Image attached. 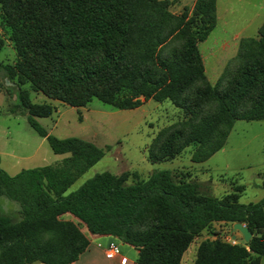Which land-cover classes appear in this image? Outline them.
Masks as SVG:
<instances>
[{
	"label": "trees",
	"instance_id": "1",
	"mask_svg": "<svg viewBox=\"0 0 264 264\" xmlns=\"http://www.w3.org/2000/svg\"><path fill=\"white\" fill-rule=\"evenodd\" d=\"M172 5L0 0L2 25L17 52V61L4 66L19 91L14 112L27 111L54 153L69 155L60 165L17 176L1 168L0 155V198L20 204L17 215L0 213V264H73L89 247V236H111L139 250L138 264H181L206 230L218 237L201 242L195 264H259L264 257V199L240 203L243 186L217 198L172 171L133 183L129 173L104 172L66 194L105 151L80 138L59 139L37 121L56 108L32 102L28 85L77 109L93 99L120 110L170 100L183 117L158 133L148 150L152 163L173 160L190 146L193 162L204 163L225 147L236 121H264V23L258 36L240 41L214 86L200 44L217 26V0H196L179 15ZM4 47L0 38V53ZM215 223L244 224L252 239L226 242L213 231Z\"/></svg>",
	"mask_w": 264,
	"mask_h": 264
},
{
	"label": "rangeland",
	"instance_id": "2",
	"mask_svg": "<svg viewBox=\"0 0 264 264\" xmlns=\"http://www.w3.org/2000/svg\"><path fill=\"white\" fill-rule=\"evenodd\" d=\"M172 1L171 10L177 14H182L185 7L192 9L196 3V0ZM217 8V26L200 44L206 59V73L214 86L228 62L237 55L241 38L258 36L264 23V0H217ZM0 38L5 40L0 53L1 168L9 175L17 176L23 170L60 165L69 155L54 153L49 142L30 125L27 111L19 107L14 112L21 105L19 91L16 86L4 85L8 80L4 66L17 61V52L2 25L1 10ZM227 43L234 51L225 55L223 48ZM25 88L30 91L32 102H48L55 106L53 116L37 118L51 135L59 139L80 138L105 151L102 160L82 175L66 194L104 172L129 173L128 182L133 183L147 180L158 171H172L178 177L196 183L202 193L213 197H225L232 194L235 187L243 186L240 203H258L264 199V121H236L225 147L204 163L193 162L194 146L173 160L152 163L148 150L158 133L183 117V111L170 100H149L138 109L120 110L93 99L86 107L77 109L35 93L29 85ZM19 210V203L0 198V213L17 215ZM232 230L230 224L213 226V231L222 239L229 238ZM197 244H193V251Z\"/></svg>",
	"mask_w": 264,
	"mask_h": 264
},
{
	"label": "crops",
	"instance_id": "3",
	"mask_svg": "<svg viewBox=\"0 0 264 264\" xmlns=\"http://www.w3.org/2000/svg\"><path fill=\"white\" fill-rule=\"evenodd\" d=\"M229 11H230V9H229ZM175 14H177V13H175ZM245 38H250V37H245ZM242 39H244V37L241 38V40ZM223 49H225V55L231 54L234 51V49L232 51V47H231L230 43H227ZM202 57H203V61L205 64L206 59H205V56L203 54H202ZM219 66H220V62H219ZM205 71H206V66H205ZM209 80H210V78H209ZM210 82L212 83L211 80H210ZM65 218L75 221V219L70 215L65 216ZM216 224L217 223H215L213 226H216ZM234 235L237 236V242L242 243L241 234L239 232H235ZM217 237L218 236L211 234L210 230L204 231L203 235L201 237L197 238L193 242V244L195 242L198 243L196 249H194V251H193V249H192L193 244H192L190 246V248L184 254L181 264H195L196 257H197V250H198V247L201 244V242L206 240V239H216ZM230 238H232V231L229 234V238H225L223 240L231 243ZM89 239H90L89 247L80 256L79 260L73 264H138L137 259L139 256V250H137V249H135V248H133L127 244H124L123 242L118 240L116 242L120 245L121 255L114 258V259H108L106 256V249L109 246V244L114 241V238H112L111 236H89ZM123 258L126 259L125 263H122ZM259 264H264V257L261 259Z\"/></svg>",
	"mask_w": 264,
	"mask_h": 264
},
{
	"label": "water",
	"instance_id": "4",
	"mask_svg": "<svg viewBox=\"0 0 264 264\" xmlns=\"http://www.w3.org/2000/svg\"><path fill=\"white\" fill-rule=\"evenodd\" d=\"M6 85L16 86L15 83H11L9 80H6ZM235 232H239L242 235V241L245 243H249L252 239V233L246 225H243L241 223H236L233 225L232 238L234 240L237 239V236L234 235Z\"/></svg>",
	"mask_w": 264,
	"mask_h": 264
},
{
	"label": "built area",
	"instance_id": "5",
	"mask_svg": "<svg viewBox=\"0 0 264 264\" xmlns=\"http://www.w3.org/2000/svg\"><path fill=\"white\" fill-rule=\"evenodd\" d=\"M230 242L233 245L238 243L237 240H234L233 238H230ZM120 255H121L120 245L116 241L111 242L106 249L107 258L108 259H114ZM125 261H126V259L123 258L122 263H125Z\"/></svg>",
	"mask_w": 264,
	"mask_h": 264
}]
</instances>
